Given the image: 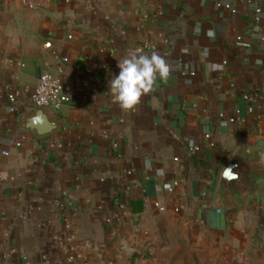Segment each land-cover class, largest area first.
I'll return each instance as SVG.
<instances>
[{"label": "crops", "instance_id": "1", "mask_svg": "<svg viewBox=\"0 0 264 264\" xmlns=\"http://www.w3.org/2000/svg\"><path fill=\"white\" fill-rule=\"evenodd\" d=\"M34 1L0 0V264H264V202L216 197L238 145L264 147V0ZM133 49L173 71L124 111ZM38 69L73 95L42 136L21 127Z\"/></svg>", "mask_w": 264, "mask_h": 264}, {"label": "water", "instance_id": "2", "mask_svg": "<svg viewBox=\"0 0 264 264\" xmlns=\"http://www.w3.org/2000/svg\"><path fill=\"white\" fill-rule=\"evenodd\" d=\"M40 76V70H37ZM22 130L42 136L60 128L59 122L50 116V108L33 104V112L21 124ZM264 147L242 142L223 167L216 188L217 202L223 208L231 205L241 210L251 199L264 202V163L260 154ZM230 169V173L227 170ZM227 173V175H226ZM231 175L233 178H228Z\"/></svg>", "mask_w": 264, "mask_h": 264}, {"label": "clouds", "instance_id": "3", "mask_svg": "<svg viewBox=\"0 0 264 264\" xmlns=\"http://www.w3.org/2000/svg\"><path fill=\"white\" fill-rule=\"evenodd\" d=\"M118 67L119 74L110 80L109 88L113 100L124 111L136 108L144 96L156 90L158 79L167 82L173 71L172 66L157 52L149 55L138 49L129 51L118 60ZM260 162L264 163V153L260 154Z\"/></svg>", "mask_w": 264, "mask_h": 264}, {"label": "built area", "instance_id": "4", "mask_svg": "<svg viewBox=\"0 0 264 264\" xmlns=\"http://www.w3.org/2000/svg\"><path fill=\"white\" fill-rule=\"evenodd\" d=\"M21 1L27 7H33L35 5L34 0ZM227 7H229V5H227ZM257 11L260 12V9ZM256 20H259V16L256 17ZM261 39L264 41V37ZM19 94L20 92L18 90H13L7 93V98L11 103L10 111L12 112L16 110V103L18 102ZM29 99L32 104L59 109L65 103L71 101L73 99V95L63 88L60 79L55 74L52 72H45L40 75L36 87L29 93ZM209 136L210 135L208 134L206 135L207 138ZM16 145H21V141H17ZM190 150H194V147H191ZM4 153L8 154L7 151H4ZM177 185L178 182L173 180L169 184L168 190L173 191ZM218 211H220V209H218Z\"/></svg>", "mask_w": 264, "mask_h": 264}, {"label": "rangeland", "instance_id": "5", "mask_svg": "<svg viewBox=\"0 0 264 264\" xmlns=\"http://www.w3.org/2000/svg\"><path fill=\"white\" fill-rule=\"evenodd\" d=\"M164 264H179V263H176L174 260H172V261L166 262ZM199 264H209V262L201 260V262H199ZM233 264H238V263H233Z\"/></svg>", "mask_w": 264, "mask_h": 264}]
</instances>
